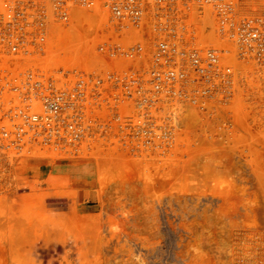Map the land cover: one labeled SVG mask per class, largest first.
I'll return each mask as SVG.
<instances>
[{"label":"built area","instance_id":"2783aa9c","mask_svg":"<svg viewBox=\"0 0 264 264\" xmlns=\"http://www.w3.org/2000/svg\"><path fill=\"white\" fill-rule=\"evenodd\" d=\"M256 0H0V138L78 154L174 149L264 66Z\"/></svg>","mask_w":264,"mask_h":264},{"label":"rangeland","instance_id":"374dc122","mask_svg":"<svg viewBox=\"0 0 264 264\" xmlns=\"http://www.w3.org/2000/svg\"><path fill=\"white\" fill-rule=\"evenodd\" d=\"M221 114L166 153L0 138V264H264V66Z\"/></svg>","mask_w":264,"mask_h":264},{"label":"bare ground","instance_id":"6f19581e","mask_svg":"<svg viewBox=\"0 0 264 264\" xmlns=\"http://www.w3.org/2000/svg\"><path fill=\"white\" fill-rule=\"evenodd\" d=\"M260 1V0H259ZM263 1V0H262ZM182 118H185V120H187V118H188V120H196L197 118L196 117H194V113H192V112H190V111H188V112H186V113H184L183 114V117ZM142 222H144V221H142ZM140 226V225H139ZM143 229H144V227H143ZM146 229V228H145Z\"/></svg>","mask_w":264,"mask_h":264}]
</instances>
